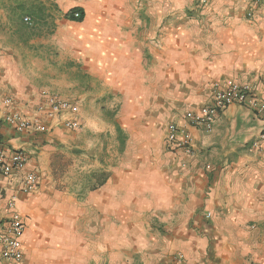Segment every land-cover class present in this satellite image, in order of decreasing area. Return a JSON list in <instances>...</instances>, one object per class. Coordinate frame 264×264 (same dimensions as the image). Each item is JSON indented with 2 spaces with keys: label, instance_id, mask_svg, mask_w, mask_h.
<instances>
[{
  "label": "crops",
  "instance_id": "0c3cea01",
  "mask_svg": "<svg viewBox=\"0 0 264 264\" xmlns=\"http://www.w3.org/2000/svg\"><path fill=\"white\" fill-rule=\"evenodd\" d=\"M24 1L0 0V141L28 157L0 178V234L14 210L25 224L23 260L0 264H264V122L254 112L232 105L210 131L188 126L190 155L167 147L169 125L159 157L125 127L154 102L185 126L184 112L229 80L264 101V0ZM80 11L82 21L67 18ZM51 96L78 106L74 131L111 134L126 159L86 167L79 188L61 177L71 114L51 116ZM121 103L136 109L120 116ZM94 110L110 129L96 130ZM12 113L48 131L19 132L5 121ZM28 173L38 183L25 193Z\"/></svg>",
  "mask_w": 264,
  "mask_h": 264
},
{
  "label": "built area",
  "instance_id": "2783aa9c",
  "mask_svg": "<svg viewBox=\"0 0 264 264\" xmlns=\"http://www.w3.org/2000/svg\"><path fill=\"white\" fill-rule=\"evenodd\" d=\"M206 4L207 0H202ZM76 18L80 13L74 14ZM27 23H31L29 17L25 18ZM232 105H240L249 108L254 114L264 122V101L260 100L254 87L249 84H242L233 80L217 84L213 88L212 100L199 107L196 110H190L185 113L186 125L182 126L177 123H170L167 129L166 142L167 147L173 151L180 150L185 154L192 153V146L187 127L204 128L207 131L212 129L215 116L225 111ZM50 115L59 117L70 113L71 116L64 119L63 125L70 130L80 128V122L75 116L79 113L78 106L69 101L62 100L58 97L49 98ZM5 121L11 127L19 132L37 131L45 133L48 131L46 125L36 123L20 113H12L6 116ZM264 143V129L260 133L258 141ZM27 153L24 150L8 151L0 141V178L8 177L14 172L20 170L27 161ZM38 183V177L34 173H28L22 180V190L29 193L35 190ZM17 197L14 195L9 201V207L14 208ZM210 217V214H208ZM25 231V224L20 214L14 210L8 219L6 232L0 234V259L20 262L24 258L21 236Z\"/></svg>",
  "mask_w": 264,
  "mask_h": 264
},
{
  "label": "rangeland",
  "instance_id": "374dc122",
  "mask_svg": "<svg viewBox=\"0 0 264 264\" xmlns=\"http://www.w3.org/2000/svg\"><path fill=\"white\" fill-rule=\"evenodd\" d=\"M31 1L32 0H25V6L31 5ZM159 105L160 104L154 102L149 105H144V107H139V111L136 107H122V103L117 107V112H120V116H123V112L126 108L129 109L126 113L130 111L129 115H131V111L136 109V111L132 113L133 118H135L133 119L134 121L127 122L125 127L127 131L135 135L134 139L136 141L140 138L146 141L147 146L150 148L151 157H155V154L157 155L156 157H159L161 144L162 147L164 145L163 138L166 126L175 122L170 121L169 113H165L163 107ZM93 112L94 113H89V119L98 123V128L96 130H106L112 127L111 122L103 121L104 117L95 110ZM185 113L186 111L184 112V115ZM184 115L183 119H185ZM108 126L110 128H108ZM112 129L115 131L114 127ZM142 132H145V137L138 134ZM71 135V138L59 147L64 149L65 154L64 160H59L58 163L61 165V177L63 176L65 179L69 177L71 173V179L73 185L75 187L77 186L76 188H79L89 175L86 170H84L86 167L94 165L95 163L109 164L111 161L115 162L117 161V157L115 156L116 153L119 154V161L126 159L125 154H122V150H117V139L111 134H101L100 132L89 131L84 136L83 132L71 130ZM113 156L115 158H113Z\"/></svg>",
  "mask_w": 264,
  "mask_h": 264
},
{
  "label": "trees",
  "instance_id": "16d2710c",
  "mask_svg": "<svg viewBox=\"0 0 264 264\" xmlns=\"http://www.w3.org/2000/svg\"><path fill=\"white\" fill-rule=\"evenodd\" d=\"M81 14H82V17L80 18H77L78 20L77 21H82L83 20V17H84V14L82 11H80ZM67 18L71 19V20H75V16H74V12H72L71 14L67 15ZM117 131L119 133V141H120V144H121V147H123L125 145V142H126V138H125V135L122 131V129L117 126Z\"/></svg>",
  "mask_w": 264,
  "mask_h": 264
}]
</instances>
